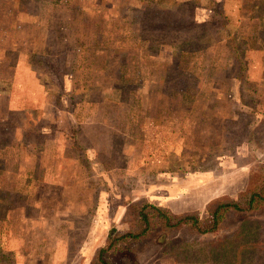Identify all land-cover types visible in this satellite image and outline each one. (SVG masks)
<instances>
[{"label": "rangeland", "instance_id": "374dc122", "mask_svg": "<svg viewBox=\"0 0 264 264\" xmlns=\"http://www.w3.org/2000/svg\"><path fill=\"white\" fill-rule=\"evenodd\" d=\"M262 182L264 0H0V264H96L142 204L205 220ZM239 218L107 260L264 264Z\"/></svg>", "mask_w": 264, "mask_h": 264}, {"label": "trees", "instance_id": "16d2710c", "mask_svg": "<svg viewBox=\"0 0 264 264\" xmlns=\"http://www.w3.org/2000/svg\"><path fill=\"white\" fill-rule=\"evenodd\" d=\"M193 26L195 25L193 24ZM237 55L238 53L235 54V58ZM237 60L239 59L237 58ZM260 210H264L263 182L256 185L249 193L247 199L242 202H218L209 210L208 217L205 220L193 215L170 217L155 206L142 204L136 208V215L133 218L134 222L130 225L129 232L121 236H117L113 231L110 232L106 244L99 248L96 253V264H109L107 255L110 252L128 253L131 245L143 243L141 241L148 237L149 233L157 225L160 231L163 232L167 230H183L196 236L214 235L219 232L223 223L228 221L229 218L240 219L239 217L250 215V213ZM163 237V235L157 236V242H162ZM124 264L137 263L134 262V259L125 257Z\"/></svg>", "mask_w": 264, "mask_h": 264}]
</instances>
